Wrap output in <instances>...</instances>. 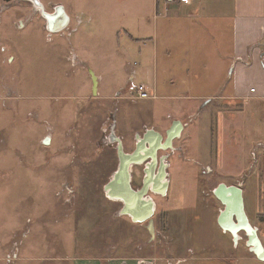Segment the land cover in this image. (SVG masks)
<instances>
[{"label": "crops", "instance_id": "1", "mask_svg": "<svg viewBox=\"0 0 264 264\" xmlns=\"http://www.w3.org/2000/svg\"><path fill=\"white\" fill-rule=\"evenodd\" d=\"M37 1L47 13L61 6L68 18L61 31L51 33L65 36L63 31L73 17L75 25H81L72 3ZM117 3L122 6L110 31L112 39L118 34L116 41L122 53L108 57L103 51L98 60L78 59L70 65L86 67L91 74L93 89L89 98L95 111L91 110L81 133L76 134L69 147L61 141L54 145L52 136L40 140L44 141L45 149L54 147L53 153L43 158L52 157L54 169L60 173V189L55 193L63 199L56 205L62 214H57L54 223L72 217L77 225L79 210L93 204L96 218L103 225L102 241L106 239L107 243L111 228L116 242L102 248L97 246L85 255L72 254L62 245L57 250V246L49 243L40 247L41 255L34 260L39 264H264V259H259L246 245L243 230L239 231L236 244L231 233L223 231L219 218L224 205L213 193L219 184L241 190L244 214L257 230L264 249V221L260 218L264 215V130L253 121L256 114L259 120L264 119V0L176 1L167 10L163 0H117ZM11 4L28 7L41 16L28 0H0V16ZM41 17L46 29V20ZM109 40V37L98 39L96 46L108 48ZM66 61L71 60L67 57ZM3 77L0 89L4 90ZM136 85L145 86L151 98L130 97ZM122 92L125 94L116 97ZM3 98L6 97L0 96ZM125 105L138 107L135 116L139 121L125 114ZM195 119L196 125L190 129ZM173 121H179L182 128L172 140V151L166 152V178L161 182L167 184L161 188L165 194L148 191L143 198L152 203L147 220H142L145 214L141 205L130 206L134 217L123 214V200L110 198L104 190L119 164L115 144L102 145L115 155L105 174L79 170V162L98 160L90 151L98 148L106 124L113 125L115 136L121 140L124 151L129 152L136 135L153 130L164 139ZM56 122L58 125L61 120L56 118ZM76 129L58 126L65 135ZM152 139L157 140L155 136ZM260 148L263 153L258 154ZM171 156H176L174 166L178 162H186L188 166L190 162L200 167L198 201L194 187L186 191L187 200L179 196L180 181L189 179L181 170L170 171ZM129 171L132 188L137 189L141 184V168L130 166ZM87 173L103 177L102 186H79L74 182L75 178L89 177ZM150 220L153 237L148 230ZM232 220L235 223V215ZM47 236L50 238L51 234ZM18 244L14 230L5 238L1 235L0 248L6 249L1 259L9 264L23 261Z\"/></svg>", "mask_w": 264, "mask_h": 264}, {"label": "rangeland", "instance_id": "2", "mask_svg": "<svg viewBox=\"0 0 264 264\" xmlns=\"http://www.w3.org/2000/svg\"><path fill=\"white\" fill-rule=\"evenodd\" d=\"M53 1L70 2L77 10V22L81 25H75L73 17L67 28L70 30L63 31L65 36L47 31L43 28L42 17L20 4L8 5L0 16V79L4 75L3 82L6 85L4 90L0 89V96L6 97L0 99V234L5 238L11 230L15 231L19 257L25 258L17 264H39L34 258L41 255L40 247L49 246V243L53 247L57 246V250L62 245L72 254L85 255L97 246L102 248L105 244L116 242L111 228L109 232L113 234L110 233L107 243L106 239L102 241L100 232L103 225L96 218L97 209L93 204L87 205L85 210H79L77 225H74L72 217L54 223L57 214H62L56 207L62 198L55 193L60 189V173L54 169L52 157L50 161L43 158L45 154H52L54 147L45 149L44 141L40 140L43 136L44 140L52 136L54 145L61 141L69 147L76 134L81 133L88 116H91V110L95 111L89 98L93 89L91 74L86 67L78 65L75 68L70 65L78 59L98 60L99 53L103 51L108 57H113L117 52L122 53L116 41L118 34L112 39L110 31L115 27L114 19L122 4H118L117 0ZM90 19L92 21L87 22ZM105 37L110 39L108 48L103 49L101 45L97 47L98 39ZM66 56L71 60L70 63L66 61ZM61 84L66 87H61ZM124 107L126 115L136 117L139 121V117L135 116L138 111L136 105ZM254 117L255 125H260L264 130V119L259 120L257 114ZM56 118L61 120L58 125ZM147 122L145 120V124ZM196 122L195 119L190 124V129ZM58 126L78 129L68 130L65 135L64 131L58 130ZM106 127L107 124L101 131V137L108 132ZM82 133L86 136V131ZM97 146L99 149L95 147L90 152L98 160L79 162V170H94L100 175L106 173L115 155L113 150L103 148L101 141ZM257 153H263L262 149H258ZM175 158L170 157L173 164L170 171L172 168L181 170L189 179L188 182L180 181L179 196L187 200L186 191L194 187L198 201L197 175L200 174V167L190 162L188 166L186 162H178L174 166ZM87 174L89 177L75 178L74 182L79 186H102L103 177ZM133 233L130 231V234ZM49 234L50 238L47 236ZM57 239L62 242H57ZM5 252L6 249L0 248V264H9L6 259H1Z\"/></svg>", "mask_w": 264, "mask_h": 264}, {"label": "water", "instance_id": "3", "mask_svg": "<svg viewBox=\"0 0 264 264\" xmlns=\"http://www.w3.org/2000/svg\"><path fill=\"white\" fill-rule=\"evenodd\" d=\"M34 7L39 9V13L46 20V29L49 32L61 31L67 24L68 18L63 13L62 7L57 6L52 13L44 11L43 6L37 0H28ZM182 125L179 121H173L171 127L165 132V138L153 130H146L141 135L135 136L134 145L129 152H125L121 140L115 136L113 127L110 130V136L107 139L109 144H115L118 156V168L112 179L105 185L104 190L110 198H120L124 202L123 214H134L129 209L133 203L141 205V210L145 214L143 221L151 216L150 209L152 203L145 201L148 191L153 193H162L166 183L162 184L166 178V159L168 151L173 149L172 140L179 136ZM157 140H153V137ZM163 152V154H161ZM141 168V184L137 189L131 185V172L129 167ZM162 188V189H161ZM215 197L224 205L219 218V224L223 231L231 233L233 242L236 244L239 240V231L243 230L247 236L246 245L259 259H264V249L257 237V230L252 227L243 211V202L241 190L236 186H226L219 184L214 190ZM148 206L147 208H144ZM148 211V212H147ZM235 215V223L232 216ZM135 220V219H134ZM148 230L153 237V225L149 221Z\"/></svg>", "mask_w": 264, "mask_h": 264}, {"label": "built area", "instance_id": "4", "mask_svg": "<svg viewBox=\"0 0 264 264\" xmlns=\"http://www.w3.org/2000/svg\"><path fill=\"white\" fill-rule=\"evenodd\" d=\"M176 1H179V2H186L187 0H163V3H164V6H165V10H167V7L171 4H173L174 2ZM37 12H39V9L37 10ZM67 29V28H66ZM68 30V29H67ZM123 94H125L124 92L122 93H118L116 95V97H119V96H122ZM130 97H134L135 99H138V100H146V99H150L151 98V93L147 90V88L143 85H137L135 86L134 90H133V94L130 93ZM113 125H110L108 126L106 129H107V133L106 135L103 136L102 140H101V143L102 145H110L108 142H107V139L109 138L110 136V130L112 128ZM106 132V131H105ZM172 151V150H171Z\"/></svg>", "mask_w": 264, "mask_h": 264}, {"label": "trees", "instance_id": "5", "mask_svg": "<svg viewBox=\"0 0 264 264\" xmlns=\"http://www.w3.org/2000/svg\"><path fill=\"white\" fill-rule=\"evenodd\" d=\"M260 218H261V220H263V221H264V215H262Z\"/></svg>", "mask_w": 264, "mask_h": 264}]
</instances>
